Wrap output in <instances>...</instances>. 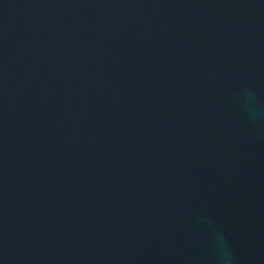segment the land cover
Wrapping results in <instances>:
<instances>
[{"label": "water", "instance_id": "water-1", "mask_svg": "<svg viewBox=\"0 0 264 264\" xmlns=\"http://www.w3.org/2000/svg\"><path fill=\"white\" fill-rule=\"evenodd\" d=\"M0 264H264V0H0Z\"/></svg>", "mask_w": 264, "mask_h": 264}]
</instances>
